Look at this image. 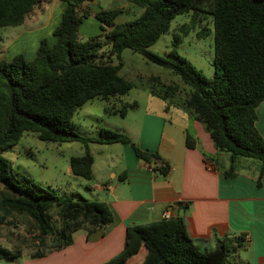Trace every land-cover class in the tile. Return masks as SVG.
I'll use <instances>...</instances> for the list:
<instances>
[{"label":"trees","instance_id":"obj_1","mask_svg":"<svg viewBox=\"0 0 264 264\" xmlns=\"http://www.w3.org/2000/svg\"><path fill=\"white\" fill-rule=\"evenodd\" d=\"M66 7L49 43L41 39L35 55L23 53L0 59V150L15 145L23 133L31 132L46 142H80L83 154L71 156V172L86 180L93 178L90 143H129L147 163L159 155L140 148L125 133L101 128L97 136L81 135L72 121L76 110L93 98L106 101L104 112L121 117L137 101L117 105L133 82L120 74L121 53L130 49L147 61L178 76L188 91L181 102L200 121L219 152L227 153L226 176L235 173L234 161L252 158L259 162L257 185L264 169V138L256 128V109L264 99V0H125L143 7L131 20L114 23L121 8L92 11L93 0H65ZM51 0H0V27L33 22ZM194 12L211 17L214 42V75L207 77L176 48L193 27L182 23L173 35V50L165 59L149 48L165 34L175 16ZM88 16L100 22L101 33L82 39L78 27ZM210 29L197 31L204 37ZM107 46L106 55L102 47ZM118 62L113 63L112 58ZM177 83L162 84L151 93L170 100L179 92ZM113 100V101H114ZM185 145L194 148L189 133ZM170 165L161 167L166 173ZM22 215L31 231L25 234L1 230L11 247L0 246V257L21 256L23 247L35 243L31 257L70 245L73 233L84 227H103L113 213L103 200L82 196H59L22 172L0 155V223L8 216ZM242 235L216 237L211 247L193 238L183 215L175 214L126 226L122 249L101 264H231L229 257L243 247ZM142 249L143 257L136 261Z\"/></svg>","mask_w":264,"mask_h":264},{"label":"crops","instance_id":"obj_2","mask_svg":"<svg viewBox=\"0 0 264 264\" xmlns=\"http://www.w3.org/2000/svg\"><path fill=\"white\" fill-rule=\"evenodd\" d=\"M87 6L94 12L121 8L114 18L116 24L134 19L143 11V7L125 0H93ZM65 7V0H51L42 14L24 25L26 29L15 40L26 49L38 46L43 38L53 43V30ZM101 32L100 22L93 16L84 18L78 27L82 39ZM170 103L163 100L156 108L147 107L119 126L140 148L156 152V162L141 160L129 143L100 144V148L110 146L116 159L113 154L106 155L97 172L91 153L93 178L86 180L85 186L106 202L113 220L103 227L87 225L76 230L72 243L63 248L64 264L103 263L122 249L127 225L160 219L167 209L171 215L182 209L190 235L204 239L201 242L209 247L216 237L242 235L243 247L231 254V264H264V169L257 185L259 162L238 158L234 161L235 173L226 176L223 170L230 165L228 154L217 151L203 124L188 111L181 114L182 118L169 116L171 107L184 108L182 103ZM139 109L137 102L129 112ZM256 113L255 125L264 138V99ZM127 116L128 112L123 120ZM187 133L195 138L194 148L185 145ZM166 163L170 168L163 173L161 167ZM68 170L71 172L70 167ZM142 252L136 261L143 257Z\"/></svg>","mask_w":264,"mask_h":264},{"label":"rangeland","instance_id":"obj_3","mask_svg":"<svg viewBox=\"0 0 264 264\" xmlns=\"http://www.w3.org/2000/svg\"><path fill=\"white\" fill-rule=\"evenodd\" d=\"M191 19H194L193 27L186 35L182 36V41L176 48V53L202 70L207 77H212L215 67L213 64V28L210 16L197 15L192 11L175 16L171 21L169 30L161 35L149 50L165 59L175 60L169 56V53L173 50L171 45L173 35L177 32L179 25L190 23ZM204 25L208 26L210 31L206 36L200 38L197 36V31ZM25 29L24 25L0 27V59H10L17 53H23L27 59L35 55L37 46L29 45L26 49L21 41L15 40ZM23 48L25 49L23 50ZM107 49V46L102 47V52L105 55ZM112 60L114 64L118 62L114 57ZM121 61L123 65L120 74L131 80L134 85L127 94L120 96L117 100L113 99L114 101L111 100V102H117V105H120L135 100L140 104V109L133 112L128 110V116L126 120H123L118 113L107 114L104 112L106 101L93 98L79 107L72 116V121L81 135L97 136L101 128L120 131L119 126L123 121L132 120L136 113H142L143 109L147 107L156 108L163 103L161 98L151 93V90L160 89L162 84L177 83L180 85L176 96L168 100V102H171L170 104H178L184 100L188 87L182 84L178 76L172 74L168 69L147 61L140 53L130 49L122 51ZM184 111H187L186 108L180 107L176 110L171 107L168 110V115L181 117ZM178 116L176 117L177 120L180 119ZM89 147L90 152L95 157V170L99 172L106 162V155L113 154L114 150L110 146L100 148L101 145L94 142L90 143ZM81 154H83V146L80 142H46L38 139L31 132L23 133L18 142L12 147L0 150V155L7 160L12 168L22 172L37 184L51 189L59 196L79 195L89 200L100 199V197H96L88 191L85 186V178L68 170L70 157ZM113 159H116L115 154H113ZM0 226L2 231L12 229L23 234L31 231L27 218L16 214L5 217ZM0 246L11 247L4 237H0ZM34 250H36V246L35 243H32L30 246L23 247L21 256L15 258L0 257V264H64V251L66 250H63V248L49 251L45 256L37 258L31 257Z\"/></svg>","mask_w":264,"mask_h":264},{"label":"water","instance_id":"obj_4","mask_svg":"<svg viewBox=\"0 0 264 264\" xmlns=\"http://www.w3.org/2000/svg\"><path fill=\"white\" fill-rule=\"evenodd\" d=\"M183 214V211H182V209H180V211H179V215H182ZM96 232H98V234L99 235H101V230H98V231H96ZM91 238V237H90ZM90 240H93V239H90ZM197 240H199V241H204V239H197Z\"/></svg>","mask_w":264,"mask_h":264},{"label":"built area","instance_id":"obj_5","mask_svg":"<svg viewBox=\"0 0 264 264\" xmlns=\"http://www.w3.org/2000/svg\"><path fill=\"white\" fill-rule=\"evenodd\" d=\"M169 216H171V213H170L169 209H167V210H165V211L163 212V217L167 218V217H169Z\"/></svg>","mask_w":264,"mask_h":264}]
</instances>
